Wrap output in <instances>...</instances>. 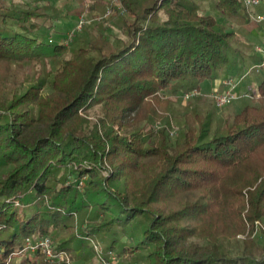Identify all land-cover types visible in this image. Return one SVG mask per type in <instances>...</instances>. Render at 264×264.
<instances>
[{"label":"trees","instance_id":"16d2710c","mask_svg":"<svg viewBox=\"0 0 264 264\" xmlns=\"http://www.w3.org/2000/svg\"><path fill=\"white\" fill-rule=\"evenodd\" d=\"M41 1L0 0V65L61 59L45 95L38 82L7 101L0 81V264H47L25 250L44 237L68 258L105 238L107 252L145 251L147 264H264V232L252 238L264 221V106H243L222 131L194 118L173 147L165 128L126 132L153 117L141 109L163 105L164 92L199 91L234 70L232 34L197 0H119L120 12L109 5L128 18L118 45L105 53L78 37L63 58L65 36L40 39L53 26ZM214 9L250 22L240 0ZM249 96L264 100V78ZM60 231L69 237L54 243ZM239 235L232 254L224 244Z\"/></svg>","mask_w":264,"mask_h":264},{"label":"rangeland","instance_id":"374dc122","mask_svg":"<svg viewBox=\"0 0 264 264\" xmlns=\"http://www.w3.org/2000/svg\"><path fill=\"white\" fill-rule=\"evenodd\" d=\"M17 2L28 0H14ZM264 1V0H262ZM216 0H197L200 8V13L205 15H211L216 21L223 27L226 32L232 34V53L230 58L233 62L234 70L225 74L217 81H208L200 85L198 91L199 95L192 97L188 100L183 99V92L179 91L173 93L171 90L164 92L163 97L166 102L161 106H153L152 110L141 109V113L148 112L153 113V117L146 120H141L138 123H132L134 114H131L129 121H131L130 127L127 129V134L141 130L145 133H149L151 130H157L158 128H165L168 133L169 145L173 147L178 139L181 129L185 125H193L195 123L194 118L205 119L209 122L211 131L214 129L222 131L226 125V122L243 106H264V100H259L254 96H248L241 100H237L231 105L218 109L214 106L210 94L214 90L222 89V82L224 78L228 76L241 77L242 74H247L248 70L257 65L256 59L260 60V56L255 53L254 47L260 45V31L251 21L246 23L239 21L227 14L220 13L214 9ZM110 3L114 5L119 11L120 4L116 0H42L39 3L40 9L44 5L52 7L53 11L50 12L53 19L52 28H43L40 30V39H52L53 42L59 38L66 36L71 32L78 19L80 17L85 18L88 24L80 33H75L73 41L66 46V54L63 58H67L72 50L77 48L78 37H83V40L87 42H94L99 47H104L103 52H107L108 48L118 45L120 39L124 38V32L122 30V23L128 19L126 16L117 12H112L109 17H105L106 10L109 8ZM92 9L89 10V7ZM255 12L264 11V6L255 9ZM120 12V11H119ZM126 17V18H125ZM164 17L159 14L156 17V21H162ZM107 43V44H105ZM61 59L49 60L46 64L34 65L31 63H24L18 67L13 63L0 65V81H4L5 96L7 101L10 100L12 95L21 94L29 86L42 84L43 90L41 95L47 93L48 72H52L59 64ZM240 68V69H236ZM250 74L242 80L239 90L255 92L256 87L261 78H264V68H261L256 72L252 70ZM44 83V85H43ZM91 118L100 116V109L94 108L90 112ZM2 172L0 171V175ZM197 196H191L190 199H196ZM185 197L179 196L174 200L170 207L176 209L177 205L182 203ZM24 212H21L23 214ZM33 213L32 208H26L25 214L31 215ZM75 227L73 233L78 232L79 219L74 221ZM260 231L264 232V221L258 225L257 231L252 235L256 237L260 236ZM69 232L60 231L56 235L52 234L53 242L58 240L67 239ZM244 237L242 235L237 236L234 241L225 242L224 246L232 254L236 251H241L242 242ZM194 243L202 244L199 240H193ZM257 243H261L258 239ZM86 247L81 249L80 252L75 255H71L70 262L72 264H101V259L108 257L106 246L107 240L103 239H88L85 243ZM75 247V242L71 244ZM93 250V251H91ZM119 252V251H118ZM117 258L114 259V264H147L145 260V251H138L132 256L127 254L117 253ZM32 257V256H31ZM23 260V257H15L16 262ZM38 260V259H37Z\"/></svg>","mask_w":264,"mask_h":264},{"label":"built area","instance_id":"2783aa9c","mask_svg":"<svg viewBox=\"0 0 264 264\" xmlns=\"http://www.w3.org/2000/svg\"><path fill=\"white\" fill-rule=\"evenodd\" d=\"M119 2V0H116ZM244 7L247 9L249 13L250 21L259 28L260 31V45L254 47L255 53L260 56V62L253 66L248 70L247 74L237 78L234 76L226 77L222 82L221 90H214L210 94V98L214 104V106L218 109L225 108L237 100H241L249 96V93L246 91L239 90V86L242 80L249 74L250 71L255 70L258 72L259 69L264 68V13H257L254 10L257 9L264 3L262 0H240ZM121 10V7L119 8ZM112 13L111 8L109 7L106 10L105 17H109ZM88 22L85 18L80 17L74 27V29L69 32L65 39H63L60 43L64 46H68V44L73 40L74 34L80 32ZM199 93L196 90L191 92H186L183 94V99L188 100L192 97L198 96ZM25 250L30 254L40 253L44 257V261L47 264H53L55 262L67 261L69 262V258L65 253L55 252L54 247L52 245L51 240L48 237L35 239L32 241H28L25 244ZM108 257H104L101 259V264H114V259L117 258V255L111 252H107Z\"/></svg>","mask_w":264,"mask_h":264}]
</instances>
